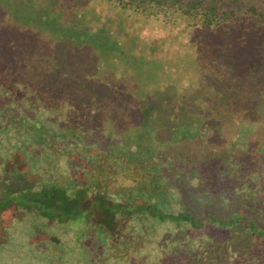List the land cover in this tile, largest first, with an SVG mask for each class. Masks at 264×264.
<instances>
[{
    "label": "rangeland",
    "instance_id": "rangeland-1",
    "mask_svg": "<svg viewBox=\"0 0 264 264\" xmlns=\"http://www.w3.org/2000/svg\"><path fill=\"white\" fill-rule=\"evenodd\" d=\"M224 1L230 7L248 2L264 6V0ZM240 31L226 40L218 28L166 30L101 0H0V81L4 90L27 85L33 103L71 120L80 118L79 124L91 117L107 129L124 126L126 134L140 133L127 141H133L135 151L124 146L127 152L105 154L127 167L133 160L132 168L139 169L149 133L178 139L182 133L192 135V121L203 126L198 127L203 145L221 140L219 134L205 135L210 124L231 133L250 126L264 138V130L252 122L264 120V39L257 37V52H240ZM251 42L248 47H254ZM224 97L240 103L232 100L236 105L228 108L220 102ZM238 114L249 123H242ZM44 154L40 170L26 172L34 183L25 190L10 180L23 178L24 167L19 171L10 155L0 157V178L12 182L7 192L0 179V264L34 259L37 264H92L93 234L101 223L96 221L95 196L84 199L77 173L95 179L107 165L78 152L83 169H72L73 181L61 180L53 177L48 155L54 154ZM96 185L94 180L84 187L95 195ZM104 209L114 212L111 206Z\"/></svg>",
    "mask_w": 264,
    "mask_h": 264
},
{
    "label": "trees",
    "instance_id": "trees-1",
    "mask_svg": "<svg viewBox=\"0 0 264 264\" xmlns=\"http://www.w3.org/2000/svg\"><path fill=\"white\" fill-rule=\"evenodd\" d=\"M101 1L166 30L177 26L184 30L218 28L228 40L241 29L245 41L239 42L240 52H257V37L264 39V6L250 2L230 7L224 0ZM250 41L254 47H248ZM2 85L0 81V157L10 155L19 171L24 167L20 171L23 178H10L13 184L22 190L31 186L34 179L26 177V172L40 170L43 164L39 160H44L46 151L54 154L48 155L53 177L58 175L61 180L65 176L73 181L72 169H83L78 152L97 158L104 168L107 165L95 179L77 173L84 199L95 196L96 221L101 223L93 234L97 244L92 264H264V138L252 132L253 127L231 133L210 124L205 135L219 134L221 140H205V145L198 128L203 126L193 121L192 135L182 133L178 139L167 141L158 132L149 133L146 156L139 159L142 167L134 169L133 160L127 167L105 158V154L127 152L126 146L135 151L133 141H127L140 133L131 135L129 130L126 134L124 126L107 129L91 117L79 124L80 118L71 120L33 103L26 94L27 85L8 90ZM232 100L236 99L224 97L220 102L229 108L236 105ZM252 122L264 130L263 119L256 117ZM111 133L118 136L110 137ZM194 142L197 148L191 145ZM1 180L8 192L12 182ZM94 180L97 193L91 195L84 184ZM109 206L114 207L113 213L104 209ZM29 262L39 263L37 259Z\"/></svg>",
    "mask_w": 264,
    "mask_h": 264
}]
</instances>
